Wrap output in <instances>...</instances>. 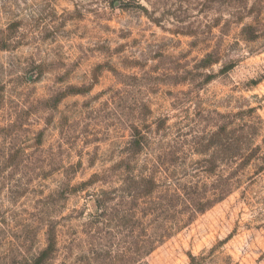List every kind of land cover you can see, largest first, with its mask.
<instances>
[{"label": "rangeland", "instance_id": "374dc122", "mask_svg": "<svg viewBox=\"0 0 264 264\" xmlns=\"http://www.w3.org/2000/svg\"><path fill=\"white\" fill-rule=\"evenodd\" d=\"M216 49L221 62L199 66ZM199 106L214 118L258 107L264 121V0H0V264L45 247L49 220L59 248L88 239L97 193L118 199L129 162L139 173L180 132L188 151L216 130L196 122ZM134 126L146 143L135 156ZM255 142L264 152V130ZM193 257L264 264V170L145 261Z\"/></svg>", "mask_w": 264, "mask_h": 264}, {"label": "trees", "instance_id": "16d2710c", "mask_svg": "<svg viewBox=\"0 0 264 264\" xmlns=\"http://www.w3.org/2000/svg\"><path fill=\"white\" fill-rule=\"evenodd\" d=\"M218 62L221 54L216 49L207 53L199 66ZM222 66L223 70L227 68L225 64ZM198 109L200 119L196 122L215 124L216 130L201 129L202 134L195 137L188 151L184 150L186 141L180 132L178 137L180 134L181 137L148 158L139 173H135V167L129 162L118 199L115 189L97 193V211L86 223L90 230L84 232L88 239L73 237L70 245L59 248L57 221L49 220L45 223V247L29 256L21 252L19 264H53L62 249H65V259L61 264H148L146 257L159 245L191 224L198 214L226 199L246 177L251 180L264 170L263 146L255 142L264 130L258 107L236 113L213 111L215 118L207 115L201 106ZM166 122L167 118L162 119L159 129ZM133 132L130 144L135 156L146 143L138 127L134 126ZM193 154L203 157L194 160ZM14 158H8L6 164ZM249 168L255 169L252 175H248ZM212 177L209 182L207 178ZM98 178L100 175L95 174L89 182L67 190L79 191ZM115 199L118 201L110 205ZM195 260L193 257L192 264H196Z\"/></svg>", "mask_w": 264, "mask_h": 264}]
</instances>
